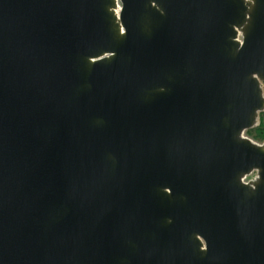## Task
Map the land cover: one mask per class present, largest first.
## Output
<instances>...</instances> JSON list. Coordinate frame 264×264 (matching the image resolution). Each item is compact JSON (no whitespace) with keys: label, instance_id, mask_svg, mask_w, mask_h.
I'll return each instance as SVG.
<instances>
[{"label":"water","instance_id":"water-1","mask_svg":"<svg viewBox=\"0 0 264 264\" xmlns=\"http://www.w3.org/2000/svg\"><path fill=\"white\" fill-rule=\"evenodd\" d=\"M264 0H0V264H264Z\"/></svg>","mask_w":264,"mask_h":264},{"label":"trees","instance_id":"trees-1","mask_svg":"<svg viewBox=\"0 0 264 264\" xmlns=\"http://www.w3.org/2000/svg\"><path fill=\"white\" fill-rule=\"evenodd\" d=\"M247 134L257 141H264V113L261 115L260 125L254 129L248 130Z\"/></svg>","mask_w":264,"mask_h":264}]
</instances>
